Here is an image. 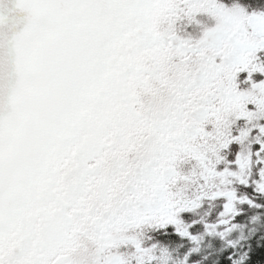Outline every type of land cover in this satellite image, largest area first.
Returning <instances> with one entry per match:
<instances>
[{
    "label": "snow or ice",
    "instance_id": "snow-or-ice-1",
    "mask_svg": "<svg viewBox=\"0 0 264 264\" xmlns=\"http://www.w3.org/2000/svg\"><path fill=\"white\" fill-rule=\"evenodd\" d=\"M0 264H264V0H0Z\"/></svg>",
    "mask_w": 264,
    "mask_h": 264
}]
</instances>
